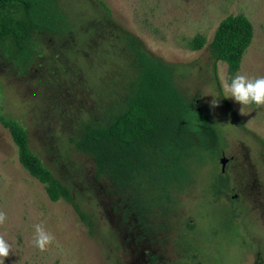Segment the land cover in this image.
Returning <instances> with one entry per match:
<instances>
[{"label": "rangeland", "instance_id": "rangeland-1", "mask_svg": "<svg viewBox=\"0 0 264 264\" xmlns=\"http://www.w3.org/2000/svg\"><path fill=\"white\" fill-rule=\"evenodd\" d=\"M57 1L65 34L35 33L25 64L0 47V113L27 130L32 151L70 189L93 229L70 204L49 200L0 124V211L7 214L0 235L13 251L5 264H264V106L241 114L222 87L236 74L223 62L215 73L208 52L219 23L243 15L254 37L238 73L264 76V0H100L109 13L96 0ZM129 37L173 69L176 87L189 101L199 99L220 136L219 152L195 153L169 199L161 184L144 185L151 210L141 219L125 214L122 195L75 146L82 127L105 122L136 79ZM198 37L206 44L195 50ZM222 158L229 196L212 191ZM37 224L55 237L44 251L33 243Z\"/></svg>", "mask_w": 264, "mask_h": 264}, {"label": "trees", "instance_id": "trees-1", "mask_svg": "<svg viewBox=\"0 0 264 264\" xmlns=\"http://www.w3.org/2000/svg\"><path fill=\"white\" fill-rule=\"evenodd\" d=\"M104 10L106 5L96 0ZM67 18L57 0H0V47L22 64L32 56L35 33L63 35ZM254 28L243 15L223 19L208 44L215 73L218 62L227 64L231 76L241 68L243 57L252 44ZM135 54L136 79L122 98L118 109L103 123L90 122L82 127L75 146L95 165L97 178H105L122 195L125 214L150 212L144 199V185L161 184L169 199L168 188L189 176L187 163L197 152L215 155L220 150V136L208 110L189 101L176 87L173 69L162 60L149 56L136 40L128 38ZM206 42L198 37L195 50ZM216 81L223 96L219 80ZM227 106L228 101L223 98ZM238 124L236 112L231 111ZM0 124L6 129L18 150L19 162L41 185L51 202L64 201L75 209L89 227L93 224L74 202L70 189L44 165L32 151L27 130L15 119L0 113ZM230 177L223 173L212 186L215 196H229Z\"/></svg>", "mask_w": 264, "mask_h": 264}, {"label": "clouds", "instance_id": "clouds-1", "mask_svg": "<svg viewBox=\"0 0 264 264\" xmlns=\"http://www.w3.org/2000/svg\"><path fill=\"white\" fill-rule=\"evenodd\" d=\"M222 87L224 92L228 94L225 98H232L236 103L243 106L240 109L241 114H245V106L251 104L264 106V76L249 77L245 74L237 73L230 81H223ZM211 106L213 108L218 107L219 99L215 97L211 102ZM6 220L7 214L0 211V225L5 224ZM34 227L33 243L41 251H44L54 241L55 237L40 224ZM11 253H13L12 244L3 235H0V264H5L6 258Z\"/></svg>", "mask_w": 264, "mask_h": 264}, {"label": "water", "instance_id": "water-1", "mask_svg": "<svg viewBox=\"0 0 264 264\" xmlns=\"http://www.w3.org/2000/svg\"><path fill=\"white\" fill-rule=\"evenodd\" d=\"M221 164H222V172L225 173V168H226V164L228 162V160L226 158H222L220 160Z\"/></svg>", "mask_w": 264, "mask_h": 264}, {"label": "flooded vegetation", "instance_id": "flooded-vegetation-1", "mask_svg": "<svg viewBox=\"0 0 264 264\" xmlns=\"http://www.w3.org/2000/svg\"><path fill=\"white\" fill-rule=\"evenodd\" d=\"M262 262V260H256V264H263Z\"/></svg>", "mask_w": 264, "mask_h": 264}]
</instances>
